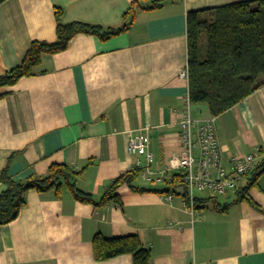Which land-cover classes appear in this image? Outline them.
Returning a JSON list of instances; mask_svg holds the SVG:
<instances>
[{
	"label": "crops",
	"instance_id": "obj_1",
	"mask_svg": "<svg viewBox=\"0 0 264 264\" xmlns=\"http://www.w3.org/2000/svg\"><path fill=\"white\" fill-rule=\"evenodd\" d=\"M250 1L256 0L0 4V76L23 61L33 42L57 40V10L62 24L116 28L132 4L140 8L126 31L108 40L76 34L65 51L43 54L34 76L0 90V179L7 164L15 181L66 166L79 173L76 190L96 203L80 202L65 188L60 197L28 191L18 217L0 226V264H133L132 255L96 261L98 234L137 237L151 251L148 264H264V215L236 202L237 191L215 200L196 192L190 210L184 187L166 192L169 183L139 177L134 185L148 191L123 185L118 202L97 205L112 181L134 170L126 133L147 138L153 172L179 173L170 161L182 151L179 122L189 93L188 80L179 76L188 69L187 14ZM191 113L211 117L203 105L191 104ZM215 126L226 169L230 156L256 154L239 190L254 183L247 195L264 209V86L216 116ZM4 189L0 181V194Z\"/></svg>",
	"mask_w": 264,
	"mask_h": 264
},
{
	"label": "trees",
	"instance_id": "obj_2",
	"mask_svg": "<svg viewBox=\"0 0 264 264\" xmlns=\"http://www.w3.org/2000/svg\"><path fill=\"white\" fill-rule=\"evenodd\" d=\"M5 1L0 0V4ZM155 7L156 3L152 8ZM138 9V3L132 4L124 14L122 25L116 28H103L81 22L62 24L61 13L57 10V40L53 43L33 42L23 61L0 76V90L13 86L23 77L34 76L41 56L65 51L76 34L108 40L126 31L133 23ZM204 13L209 14V19H200V15ZM187 50L189 98L192 105H203L211 117H216L242 102L264 86V0L189 12ZM8 166L9 164L3 169L0 179L5 186L0 194V226L9 224L18 217L21 207L26 204V193L30 190H36L40 194L54 193L56 197H60L65 188L76 200L96 205L90 195L76 190L74 182L79 173L66 166H52L45 176H31L23 181L12 179ZM263 172L264 170L261 173ZM139 173V170L134 169L112 181L106 196L97 205L102 206L109 201L118 202L117 190L123 185H127L134 192L148 191L134 185ZM168 185L170 188L166 192L184 187V196L187 198L182 172L174 175ZM253 185L254 183H249L241 190L238 187L236 202H245L264 215V209L247 195ZM92 244L94 258L98 262L132 255L133 264H148L151 257V251L144 248L135 236L106 238L98 234L94 236Z\"/></svg>",
	"mask_w": 264,
	"mask_h": 264
},
{
	"label": "built area",
	"instance_id": "obj_3",
	"mask_svg": "<svg viewBox=\"0 0 264 264\" xmlns=\"http://www.w3.org/2000/svg\"><path fill=\"white\" fill-rule=\"evenodd\" d=\"M181 78L188 80V69L181 71ZM182 151L170 161V168L184 175L187 198L183 205L194 208V194L207 192L211 198L223 197L236 192L242 178L253 169L256 154L230 156L231 169H226L222 150L218 141L215 117L196 119L191 113L189 93L183 117L179 122ZM126 153L133 159V169L139 170V177L146 182L172 181L168 171L155 173L151 169L153 157L149 142L140 133H126ZM172 196L165 197L170 201Z\"/></svg>",
	"mask_w": 264,
	"mask_h": 264
},
{
	"label": "rangeland",
	"instance_id": "obj_4",
	"mask_svg": "<svg viewBox=\"0 0 264 264\" xmlns=\"http://www.w3.org/2000/svg\"><path fill=\"white\" fill-rule=\"evenodd\" d=\"M137 181H139V180H137ZM134 184H137V182H135Z\"/></svg>",
	"mask_w": 264,
	"mask_h": 264
}]
</instances>
